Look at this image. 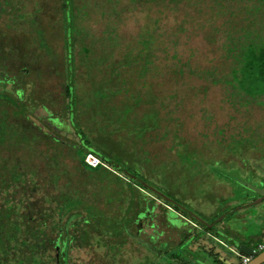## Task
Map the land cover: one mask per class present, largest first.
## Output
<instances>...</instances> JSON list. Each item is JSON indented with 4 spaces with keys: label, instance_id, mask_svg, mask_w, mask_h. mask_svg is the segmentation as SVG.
Masks as SVG:
<instances>
[{
    "label": "rangeland",
    "instance_id": "1",
    "mask_svg": "<svg viewBox=\"0 0 264 264\" xmlns=\"http://www.w3.org/2000/svg\"><path fill=\"white\" fill-rule=\"evenodd\" d=\"M253 38L264 41V0H65V7L0 0V51L10 59L3 75L26 118L48 117L72 132L51 133L71 143L78 135L206 223L216 221L202 231L156 200L154 246L139 244L151 228L135 230L118 264H176L169 255L180 233L166 220L200 231L186 240L198 264H237L215 237L236 247L263 238L264 80L248 64ZM59 146L44 137L17 151L24 170L36 173L35 196L53 193L35 171L43 155H57L67 171L59 183L70 177L97 209L123 218L121 203L107 200L122 185L81 171L77 155ZM104 251L92 242L70 254L89 264L105 262Z\"/></svg>",
    "mask_w": 264,
    "mask_h": 264
},
{
    "label": "trees",
    "instance_id": "2",
    "mask_svg": "<svg viewBox=\"0 0 264 264\" xmlns=\"http://www.w3.org/2000/svg\"><path fill=\"white\" fill-rule=\"evenodd\" d=\"M249 44L251 47L248 48V64L250 68L253 66L255 73L264 80V41L253 38ZM234 45L232 43V46ZM3 54L0 51V264H83L72 259L70 251L74 247L88 246L92 242L105 247L102 258L106 261L99 259L89 264H118L121 245L130 240L129 236L133 235L135 230L137 233L143 232L145 226L151 228L153 223L150 221L156 216V200L171 207L166 213L173 211L182 221L185 218L199 225L202 231L209 232L212 229L213 226L208 228L203 220L192 214L187 207L169 197L158 195L148 184L124 171L116 161L104 156L86 140L79 138L76 131L77 143H71L50 132L55 130L72 133L53 125L48 117L40 118L38 123L32 118L27 119L18 109L20 95L16 93V89L14 92L7 90V85L11 83L3 73L8 72L10 59ZM69 93V89H66V98ZM44 137L58 143L60 151L77 155L81 171L97 173L108 183L115 181L116 184L122 185L115 195L110 193L107 200L117 199L121 203L123 218L122 214L107 215L97 209L95 202H88L82 187L72 185L70 177L59 183V178L64 172L67 175V171L57 155H43L42 167L35 171L44 181L42 187L51 186L53 193L35 196L39 192L38 188H41L34 180L36 173L24 170L21 161L17 159V151L29 148L32 150ZM2 150L7 152L1 153ZM88 153L94 154L106 166L101 163L95 167L88 164L85 161ZM166 222L180 233L179 241L171 242L177 247L174 252L171 250L169 255L173 262L185 264L189 259V264H198L199 255L194 251L187 252L189 249L186 240L195 235L200 236V231L193 235L183 232L184 230L177 226L178 222L175 225L168 220ZM152 233L153 229L147 235L148 239L140 240L139 244L148 249L154 246L149 240V236H153ZM213 261L218 259L213 258Z\"/></svg>",
    "mask_w": 264,
    "mask_h": 264
},
{
    "label": "built area",
    "instance_id": "3",
    "mask_svg": "<svg viewBox=\"0 0 264 264\" xmlns=\"http://www.w3.org/2000/svg\"><path fill=\"white\" fill-rule=\"evenodd\" d=\"M85 161L94 167L98 165L99 163L105 165L104 163L100 161L98 157H96L94 154H91V153H88L86 155ZM215 239L222 245L226 246L232 253H234L238 257L237 264H247L254 255H257L258 253L264 250V236L260 241L257 242V244L254 247H251L252 252H253L252 255H248L243 252H240L238 247L234 245H228L226 242H224L223 240L219 238H215ZM261 264H264V261Z\"/></svg>",
    "mask_w": 264,
    "mask_h": 264
},
{
    "label": "water",
    "instance_id": "4",
    "mask_svg": "<svg viewBox=\"0 0 264 264\" xmlns=\"http://www.w3.org/2000/svg\"><path fill=\"white\" fill-rule=\"evenodd\" d=\"M151 190L154 191L155 193H157L158 195L162 196V197L168 198L165 194L161 193L160 191H158L155 188L151 187ZM261 199H262V197L258 198L256 201H260ZM203 223H205L208 228H210L213 225V223L209 224V223H206L204 220H203ZM238 249L240 252H243L245 254H248V255L253 254L251 247L248 245L240 244ZM263 261H264V250L262 252L258 253L257 255H254L247 264H261Z\"/></svg>",
    "mask_w": 264,
    "mask_h": 264
},
{
    "label": "crops",
    "instance_id": "5",
    "mask_svg": "<svg viewBox=\"0 0 264 264\" xmlns=\"http://www.w3.org/2000/svg\"><path fill=\"white\" fill-rule=\"evenodd\" d=\"M215 238H217V237H215Z\"/></svg>",
    "mask_w": 264,
    "mask_h": 264
}]
</instances>
